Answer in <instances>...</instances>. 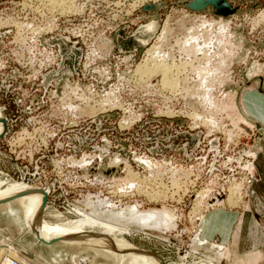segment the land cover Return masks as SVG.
I'll use <instances>...</instances> for the list:
<instances>
[{
	"label": "rangeland",
	"instance_id": "374dc122",
	"mask_svg": "<svg viewBox=\"0 0 264 264\" xmlns=\"http://www.w3.org/2000/svg\"><path fill=\"white\" fill-rule=\"evenodd\" d=\"M44 1L0 0V17L41 28L37 47V31L25 26L20 42L0 19L3 186L23 181L52 222L79 219L85 206L92 216L117 218L132 230L125 234L130 244L150 250L146 264H191L200 245L221 264H264L251 252L252 239L242 244L251 254L243 258L202 236L201 227L214 210L246 217L258 210L264 128L243 108L242 95L264 90V0H229L241 10L229 17L191 11L183 5L189 0ZM159 1L167 5L142 11ZM156 15L162 24L153 35ZM85 154L103 165L82 169ZM19 203L0 205V264H74V253L78 264H117L23 228L29 220ZM163 210L175 223L166 240L133 217Z\"/></svg>",
	"mask_w": 264,
	"mask_h": 264
},
{
	"label": "bare ground",
	"instance_id": "6f19581e",
	"mask_svg": "<svg viewBox=\"0 0 264 264\" xmlns=\"http://www.w3.org/2000/svg\"><path fill=\"white\" fill-rule=\"evenodd\" d=\"M45 2L47 3V0H45ZM229 16H231V15H229ZM229 16H227V17H229ZM0 19H4V18L1 17ZM2 22H4V23L7 22L8 24H13L14 26H16V29L18 31L17 32V39L19 41L25 40L23 34H21V31H22L23 27L25 26L24 21H21L19 19H17V20L9 19L8 21L3 20ZM53 27H50V28H53ZM29 28L32 31H38L39 30V28L34 27V26L33 27L30 26ZM150 49H151V47H150ZM157 66H159L158 68H160V69L162 68L161 70L164 72V78H165L164 81H166V78H168L167 74L169 72V71H167L168 70L167 66L165 68L164 64H162V63L158 64ZM155 70H156V68H155ZM145 71H146V68H145ZM3 118L4 117L2 115H0V134L4 130V124L2 122ZM258 124H260V123L257 122V127H258V129H260L261 126H259ZM262 128H264V127L262 126ZM249 181L252 182V179L250 178ZM4 183H6V182L3 181L0 177V205L4 204L7 201L15 200L17 202V200H18V203L20 202L22 204L23 210L26 213L27 220H29V222L26 221L23 223V226H22L23 228L30 225V226H33V229L39 231V233H41V234L43 233L44 236H47L53 240L63 241L66 244L85 245L89 248L94 249L95 250L94 252H96L97 254L102 253V254H105L106 256L113 257V258L117 259L118 260L117 264H144V263L146 264L147 259H148L147 255L149 253H145V251L147 252L150 250L145 248L144 246L136 244L135 242H134V245L130 244L128 242V239L126 238L125 234H130L132 232V230L130 228H125L126 225H124L117 218H107L106 216L100 215L95 210H93V211L97 215L92 216L88 213L89 212L88 208H90V206L88 207V206L84 205L86 207V209L80 208L77 210L79 215H83L79 219L78 218L73 219V220L69 219L65 222L64 221H55V222L53 221L52 222L50 220H47L44 217V215L41 213L43 211V209H45L46 207L44 205L35 204L31 200L32 195L30 194V191L25 186L23 181H14V180L9 181V182H7L6 186H3V185H5ZM48 188H49V186H48ZM234 191H237V190H234ZM32 194H33V192H32ZM33 197H34V195H33ZM232 197H235L234 194ZM235 200H236V197H235L234 201ZM229 201H233V199H231V200L229 199ZM102 204H104V203L103 202L99 203V205H102ZM76 207H78V206H76ZM90 209H92V208H90ZM128 209H130V208H128ZM163 211L162 212L149 211V212H144L142 214L143 216H141V217L135 216V215L133 217H134V220L137 222V224H140V223H142L143 225L145 224L144 227L149 225L148 228L150 230L153 228V230L155 231L154 232L155 236L157 235L160 239L166 240L167 238H170L169 236H171L168 233L170 231V230L168 231V229L172 228L171 227L172 225L175 226L174 225L175 223H173V221H172L173 217H172L171 213H169L168 211L167 212L166 211L163 212ZM128 213H126V214H128ZM57 216H61V213L57 214ZM117 216H120V214H118ZM154 219H156L155 223L159 224L160 227L158 226V227L154 228L153 226L151 227L150 223H148ZM168 226H170V227L168 228ZM148 228H146V229H148ZM174 228L175 227H173V229ZM144 233L150 234L147 231L146 232L144 231ZM65 235H68V237L78 240L80 243H78V242L73 243V242H71V240L60 238L61 236H65ZM195 244H196V242H195ZM199 244H202V243H198L197 245H199ZM205 244H206V242H205ZM216 249L217 248H215V250ZM141 251H143V252H141ZM202 251H204L205 253H203ZM199 253H200V258L198 260H194L191 264H221L220 261L217 259L216 253L211 249V247L208 248V247H206V245L205 246L200 245V252ZM231 253H232V251H231ZM6 262H7V264H16L10 259L8 261L6 260ZM72 262L74 264L79 263L77 260V254H75V253L72 256ZM173 264H181V263L173 262ZM232 264H235V263H232Z\"/></svg>",
	"mask_w": 264,
	"mask_h": 264
},
{
	"label": "crops",
	"instance_id": "0c3cea01",
	"mask_svg": "<svg viewBox=\"0 0 264 264\" xmlns=\"http://www.w3.org/2000/svg\"><path fill=\"white\" fill-rule=\"evenodd\" d=\"M264 86V77L262 78ZM242 105L246 109L251 119L264 126V90L257 89L244 92L242 95ZM259 180L255 185L257 211L253 210L251 217H246L244 212L239 211H211L202 219V236L219 239L221 242L230 244L229 249L243 258L250 252L241 250L243 242L249 243L252 239L251 252L257 255L258 263L264 258V148H262L258 161ZM255 192V193H256ZM254 222L258 224L256 228ZM233 234V235H232ZM256 239V240H255ZM234 255V253H233ZM262 260V259H261ZM243 262V261H242ZM244 263V262H243Z\"/></svg>",
	"mask_w": 264,
	"mask_h": 264
},
{
	"label": "water",
	"instance_id": "95a60500",
	"mask_svg": "<svg viewBox=\"0 0 264 264\" xmlns=\"http://www.w3.org/2000/svg\"><path fill=\"white\" fill-rule=\"evenodd\" d=\"M166 5H167L166 2L164 1H159L157 3H146L145 5H143L142 11L158 10L159 8H162ZM183 5L186 8L190 9L191 11H199V12L206 11L208 8H210L209 10H211L213 14L224 16V17H227L232 14H237V13L239 14L241 12L240 8L237 6H234L232 3L229 2V0H189V1L184 2ZM156 17H157L156 20H157L158 26L153 31V35H155L159 31L161 24H162V18L158 17L157 15ZM2 122L4 124V130L0 134V138L5 135L7 126H8L7 120L5 118L2 119ZM258 125L262 126L260 124ZM52 186L53 184L49 185V188H51ZM47 197L48 195L45 196V204L47 203Z\"/></svg>",
	"mask_w": 264,
	"mask_h": 264
},
{
	"label": "built area",
	"instance_id": "2783aa9c",
	"mask_svg": "<svg viewBox=\"0 0 264 264\" xmlns=\"http://www.w3.org/2000/svg\"><path fill=\"white\" fill-rule=\"evenodd\" d=\"M43 1V0H42ZM44 4H46L47 6H50V5H48L45 1H44ZM1 18V17H0ZM2 18H4V17H2ZM9 19H15V20H17L18 18H16V17H8V18H4V20H6V21H8ZM19 20H21V19H19ZM21 21H23V20H21ZM25 22V21H24ZM54 23H55V21H54ZM54 23H52V24H54ZM6 25H10V26H12V27H14L15 29H16V26H14L13 24H6ZM6 25H3V26H6ZM54 25H56V24H54ZM1 26V25H0ZM25 26H27V27H33V25H32V23H27V22H25ZM25 26L23 27V29L25 28ZM34 27H36V26H34ZM22 29V30H23ZM41 29V28H40ZM40 29L37 31L38 33H39V35L37 36L36 35V41H35V43H34V45L35 46H40L41 45V40L39 39V37H41V31H40ZM31 30V29H30ZM32 31V30H31ZM17 29H16V35H15V39H17ZM32 32H36V31H32ZM37 33V34H38ZM21 34H23L22 33V31H21ZM24 36V35H23ZM24 38L26 39V37L24 36ZM155 38V37H154ZM153 38V39H154ZM18 40V39H17ZM19 41V40H18ZM38 41H40V42H38ZM20 42H22V41H20ZM23 42H25V40L23 41ZM46 49V48H45ZM46 51L48 52L49 51V55H47V57H49L50 58V60H53V57L54 56H56V54L55 55H53V53H55L54 51H50V50H48V49H46ZM86 156H84V159H86V160H84L83 158V161L79 164L81 167H82V169H83V166H82V164H87L88 165V167H97V166H101V165H103L101 162H102V159L100 160V162H98V163H96V160H97V156L95 157V158H90L89 160L87 159L88 157H90V156H92V155H87V154H85ZM73 160H75V159H73ZM72 163V162H71ZM92 163V164H91Z\"/></svg>",
	"mask_w": 264,
	"mask_h": 264
}]
</instances>
